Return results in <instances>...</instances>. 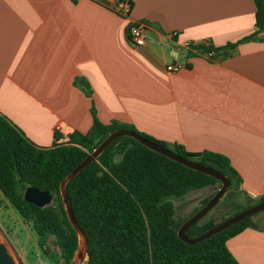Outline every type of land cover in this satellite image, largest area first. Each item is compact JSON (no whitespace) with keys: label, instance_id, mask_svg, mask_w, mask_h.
Segmentation results:
<instances>
[{"label":"crops","instance_id":"0c3cea01","mask_svg":"<svg viewBox=\"0 0 264 264\" xmlns=\"http://www.w3.org/2000/svg\"><path fill=\"white\" fill-rule=\"evenodd\" d=\"M0 0V114L34 145L103 124L133 128L169 149L226 157L249 200L264 196V30L254 0ZM145 25V43L127 37ZM250 37L249 39H246ZM236 44L228 56L186 45ZM170 64L181 68L167 71ZM85 82L90 90L82 84ZM238 264H264V231L226 241Z\"/></svg>","mask_w":264,"mask_h":264},{"label":"trees","instance_id":"16d2710c","mask_svg":"<svg viewBox=\"0 0 264 264\" xmlns=\"http://www.w3.org/2000/svg\"><path fill=\"white\" fill-rule=\"evenodd\" d=\"M254 3L256 31H262L264 0H254ZM235 45L213 47L189 43L186 56L209 54L208 59L221 60ZM82 84L90 95L87 84L84 81ZM91 115L92 123L87 133L72 132L64 142H60L61 136L54 133L52 145L42 148L34 145L0 114V194L22 220L30 223L39 249L55 263L69 264L78 248L77 235L62 206L61 180L117 129L132 130L168 148L165 143L130 126L115 121L101 123L93 109ZM171 150L217 170L229 180V189L237 188L240 179L226 157L208 151L189 153L179 145ZM215 184L219 182L214 178L149 150L130 137L115 139L66 184L75 221L86 238L85 264H238L227 249L226 241L246 228L264 231V219L258 214L193 244L181 241L176 235L178 227L214 193L180 221L174 217L172 200ZM27 186L48 191L53 196L51 203L40 208L24 201L23 191ZM262 200L264 196L236 208L228 217ZM214 224L211 219L200 220L186 230V236L195 237ZM50 237H53L57 254L49 251Z\"/></svg>","mask_w":264,"mask_h":264},{"label":"water","instance_id":"95a60500","mask_svg":"<svg viewBox=\"0 0 264 264\" xmlns=\"http://www.w3.org/2000/svg\"><path fill=\"white\" fill-rule=\"evenodd\" d=\"M119 137H130L135 140L140 145L152 150L184 167H187L196 172H200L204 175L214 178L220 184L219 188L214 192V194L208 199V201L194 214L188 217L177 229L176 235L177 238L187 244H193L204 240L233 224L238 223L239 221L251 217L252 215L264 210V200L259 201L240 212L214 224L211 228L206 230L205 232L195 236V237H187L186 230L192 225L198 223L202 220L208 212L219 202V200L223 197L225 192L228 190L230 183L229 180L218 172L217 170L203 166L198 164L190 159L183 158L176 153H174L171 149L162 147L150 140H147L137 134L136 132L129 129H117L109 133L86 157L82 159L60 182L59 184V194L62 202V206L65 212V215L71 225L72 229L75 231L77 235V243L78 248L74 253V256L71 260L73 264L76 262H81L84 259L86 260V238L80 228L78 227L71 206L68 199V195L66 192V184L67 182L77 175L83 168H85L88 164L94 161L115 139ZM52 194L48 191L43 190L40 191L34 187L27 186L23 191V199L24 201L33 204L37 207H45L52 201ZM0 264H22L20 260L15 261L12 256L8 253L4 244L0 243Z\"/></svg>","mask_w":264,"mask_h":264},{"label":"rangeland","instance_id":"374dc122","mask_svg":"<svg viewBox=\"0 0 264 264\" xmlns=\"http://www.w3.org/2000/svg\"><path fill=\"white\" fill-rule=\"evenodd\" d=\"M219 184L208 186L199 190L190 191L180 199H173L174 217L180 221L187 217L201 202L213 194L218 189ZM247 197L242 195L236 187L228 188L219 202L201 220L211 219L215 223L227 218L236 208H241L249 203ZM259 218L264 219V210L256 213ZM264 223V222H263ZM50 237L47 244L50 253L57 254V247L52 243ZM0 243L4 244L8 253L22 264H63L61 261L55 263L39 249L36 235L32 231L29 222L22 220L14 210L8 205L0 194ZM79 264H85V259ZM69 264H73L70 262Z\"/></svg>","mask_w":264,"mask_h":264},{"label":"built area","instance_id":"2783aa9c","mask_svg":"<svg viewBox=\"0 0 264 264\" xmlns=\"http://www.w3.org/2000/svg\"><path fill=\"white\" fill-rule=\"evenodd\" d=\"M130 7V0H117L114 11L120 15H126ZM127 37L133 46H142L145 43V25L142 23H132L128 26ZM187 46V45H186ZM206 56H209L206 55ZM181 68L179 64H170L167 71L174 72Z\"/></svg>","mask_w":264,"mask_h":264},{"label":"bare ground","instance_id":"6f19581e","mask_svg":"<svg viewBox=\"0 0 264 264\" xmlns=\"http://www.w3.org/2000/svg\"><path fill=\"white\" fill-rule=\"evenodd\" d=\"M75 264H79L78 262H76Z\"/></svg>","mask_w":264,"mask_h":264}]
</instances>
